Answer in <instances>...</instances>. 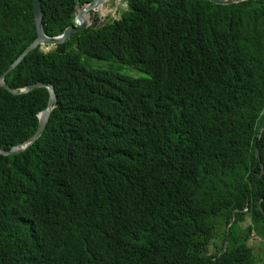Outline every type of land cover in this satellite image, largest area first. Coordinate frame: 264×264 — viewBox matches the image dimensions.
Returning <instances> with one entry per match:
<instances>
[{
	"label": "trees",
	"instance_id": "trees-1",
	"mask_svg": "<svg viewBox=\"0 0 264 264\" xmlns=\"http://www.w3.org/2000/svg\"><path fill=\"white\" fill-rule=\"evenodd\" d=\"M92 1L41 0L46 36ZM125 2L5 79L57 106L0 155V264H264V0ZM37 38L34 1L0 0V80ZM48 103L0 86V150Z\"/></svg>",
	"mask_w": 264,
	"mask_h": 264
},
{
	"label": "water",
	"instance_id": "water-1",
	"mask_svg": "<svg viewBox=\"0 0 264 264\" xmlns=\"http://www.w3.org/2000/svg\"><path fill=\"white\" fill-rule=\"evenodd\" d=\"M34 1V14H35V25H36V30H37V35L38 38L36 39V41H34L23 53L22 55L9 67V69L5 72V74L1 77L0 80V86L2 88H4L5 90L9 91L10 93L14 94V95H20V94H27L37 88H46L49 92V103L47 108L42 111L39 114V127L36 131V133L34 134L33 137H31L26 143L17 146L15 148H13L11 151H3L0 150V155H4V156H12L15 154H19L21 152H23L24 150H26L29 146H31L35 141H37V139H39L48 124V121L50 119L52 110L57 106V95L55 93V89L53 86L51 85H47L44 83H37L34 85H30L28 87H26L25 89L21 90L20 92H16L13 91L6 83H5V79L6 77L34 50H36L39 47H46L47 49L44 50L45 53H48L50 51H55V50H50L49 48L51 46H59L64 44L66 41H68L72 35H74L75 33L84 31L86 29L89 28V26L87 24H84L81 22V14L86 13L87 9L85 8V6L90 5V8H93L96 3L99 0H93L92 2L84 5V6H79L77 7V10H80V13H78V11H76L75 13V19H74V26L73 27H69L65 30V32L58 37H48L46 36L45 32H44V24H43V12H42V6H41V0H33ZM210 1L216 5H231L234 3H239L241 1H247V0H207ZM114 18V16H111L106 23H108L110 20H112ZM264 129V124L261 128V131H263ZM261 131L258 133L256 142H255V157L256 160L259 161V155H258V151H257V145H258V140H259V136ZM260 171H261V179L264 181V173H263V168L262 166H260Z\"/></svg>",
	"mask_w": 264,
	"mask_h": 264
},
{
	"label": "rangeland",
	"instance_id": "rangeland-1",
	"mask_svg": "<svg viewBox=\"0 0 264 264\" xmlns=\"http://www.w3.org/2000/svg\"><path fill=\"white\" fill-rule=\"evenodd\" d=\"M127 9H128L127 3L125 2V0H122L119 6H117L116 3L112 2L108 6H104L101 9L96 10L95 12L93 11L90 17L92 24L89 26V28L93 26H100L103 22H106L111 16H114L112 20L120 19L122 13ZM102 12H106V13L104 15H101ZM87 65L91 68L113 69L124 75L131 76L134 78L147 77V75L139 67H128L116 62L106 63V62H98L97 60H88ZM248 245L252 247L257 257L264 260L263 241L259 236L252 235L251 239L248 242Z\"/></svg>",
	"mask_w": 264,
	"mask_h": 264
},
{
	"label": "bare ground",
	"instance_id": "bare-ground-1",
	"mask_svg": "<svg viewBox=\"0 0 264 264\" xmlns=\"http://www.w3.org/2000/svg\"><path fill=\"white\" fill-rule=\"evenodd\" d=\"M112 2L116 3L117 6H119L121 4L122 0H99L93 8H90V5L85 6V8L87 9V12L81 14V22L84 23V24H87L88 26H90L92 24V21L90 20L92 12L93 11L95 12L96 10L101 9L104 6H108ZM80 10L81 9H79L78 13H80ZM57 47L58 46H51L49 49L50 50H55V49H57Z\"/></svg>",
	"mask_w": 264,
	"mask_h": 264
}]
</instances>
